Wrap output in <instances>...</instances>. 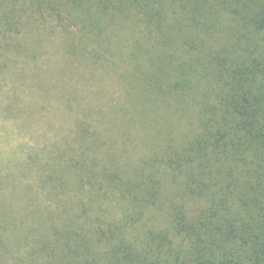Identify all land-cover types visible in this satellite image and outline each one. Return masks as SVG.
Segmentation results:
<instances>
[{"label": "trees", "instance_id": "1", "mask_svg": "<svg viewBox=\"0 0 264 264\" xmlns=\"http://www.w3.org/2000/svg\"><path fill=\"white\" fill-rule=\"evenodd\" d=\"M50 37L115 72L149 152L91 157L81 121L30 156L54 202L0 193V264H264V0H0V47L28 63Z\"/></svg>", "mask_w": 264, "mask_h": 264}, {"label": "rangeland", "instance_id": "2", "mask_svg": "<svg viewBox=\"0 0 264 264\" xmlns=\"http://www.w3.org/2000/svg\"><path fill=\"white\" fill-rule=\"evenodd\" d=\"M40 54L36 61L26 63L22 56L0 47V179L4 178L0 193L8 202L13 197L16 210L25 208L18 194L26 188L36 203L53 205V200L46 199L45 185L36 171L27 167L29 158H52L49 156L58 148H76L81 121L103 139L101 145L88 151L91 157L110 156L128 166L149 152L140 128L133 138L122 135L124 119L114 110L127 88L114 71L72 61L52 37ZM150 129L151 138L159 140L160 129Z\"/></svg>", "mask_w": 264, "mask_h": 264}]
</instances>
